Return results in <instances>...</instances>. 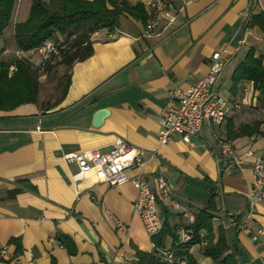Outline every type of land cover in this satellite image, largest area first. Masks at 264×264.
Segmentation results:
<instances>
[{
	"label": "crops",
	"instance_id": "obj_1",
	"mask_svg": "<svg viewBox=\"0 0 264 264\" xmlns=\"http://www.w3.org/2000/svg\"><path fill=\"white\" fill-rule=\"evenodd\" d=\"M168 1L176 12V28L143 37L137 21L120 17L114 37H104L108 29L100 31L91 39V55L72 63L63 95L64 75L55 101L38 95L34 103L0 109V264H50L52 259L56 264H119L123 255L136 264V250L154 251L133 210L134 186H110L92 174L74 181L76 166L63 158L67 152L107 150L116 138L137 149L145 161L140 169H130L129 176L141 173L154 190L157 177L166 180L169 193L158 196V208L178 237L212 195L217 208L213 241L226 216L246 212L251 165L255 157L264 163V135L248 134L241 127L258 125L263 131L264 90L254 89L249 80L232 89V75L250 49L264 66L263 34L255 26L237 32L248 0ZM30 3L16 0L0 39V61H10L6 56L12 52L11 60H32V50H19L13 37L14 25L27 18ZM260 10L264 0L253 7V12ZM218 50L228 57L218 82L228 103L224 122L203 125L191 143L175 135L158 146L159 119L174 103V91L202 77ZM100 108L109 114L93 127V114ZM217 138L229 140L240 155L250 153L243 170L216 160ZM254 208L245 230L233 224L223 227L239 264H264V240L257 234L264 229V205ZM59 234L72 240L74 254L59 243ZM11 239H19V253ZM172 245L168 237L156 255ZM201 251L199 243L187 249L196 264H213Z\"/></svg>",
	"mask_w": 264,
	"mask_h": 264
},
{
	"label": "trees",
	"instance_id": "obj_2",
	"mask_svg": "<svg viewBox=\"0 0 264 264\" xmlns=\"http://www.w3.org/2000/svg\"><path fill=\"white\" fill-rule=\"evenodd\" d=\"M16 0H0V39L3 31L9 24ZM120 17H129L137 21L144 29L148 16L143 5L139 2L129 3L128 0H31L27 18L14 25L13 37L16 47L21 51L33 50L48 40L66 45L68 48L63 53L60 62L68 68L63 74L65 79L62 95L69 84L70 68L73 62L80 61L91 55L90 34L98 29L107 28L113 31L118 25ZM245 27H257L264 37V11L252 12ZM232 75V89L241 80H249L256 90H264V66L260 58L254 56L252 49L245 53ZM14 70L10 72V66ZM52 66L46 65L50 71ZM37 70L32 68L31 62L26 58L0 61V109L9 110L20 104L34 103L39 95ZM264 126V123H263ZM248 134L264 135L259 126L241 127ZM158 204V200H157ZM217 211L214 195L205 208L199 209L186 230L191 234V239L185 243H178L175 228H171L165 218L164 212L160 214L162 226L160 231L152 235L154 251H135L136 264H196L195 260L187 253L190 245H202V254L210 257L213 264H239L236 251L231 250L226 242L223 227L218 230V237L213 241V219ZM61 243L70 254L75 253L72 240L59 234ZM173 241L172 253L174 261L168 263L156 255L157 249L164 247L166 239ZM16 246V253L21 251L19 239H11ZM50 264H56L52 259Z\"/></svg>",
	"mask_w": 264,
	"mask_h": 264
},
{
	"label": "built area",
	"instance_id": "obj_3",
	"mask_svg": "<svg viewBox=\"0 0 264 264\" xmlns=\"http://www.w3.org/2000/svg\"><path fill=\"white\" fill-rule=\"evenodd\" d=\"M138 1L143 5L148 16L146 27L142 31L143 37H151L158 35L162 30L176 28V12L168 0ZM257 1L248 0L237 32L245 27L244 25L249 20ZM104 29L92 32L90 40L93 36H98L99 32L104 31ZM117 32L115 28L113 32L109 31L107 34L109 37H114ZM67 48L66 45L52 40L44 42L31 52L33 55H37V58H32L30 61L32 68L41 73L47 64L52 65L56 61H60ZM227 61L228 57L225 50L214 51L206 73L187 89L174 91V103L163 110L159 119L158 146L168 143L175 135H179L185 143H191L192 137L201 133L203 125L212 126L224 122L228 113V103L219 91L218 82ZM216 141L218 147L216 160L218 162L223 161L226 167L234 166L243 170L244 157L250 153L240 155L227 139L217 138ZM140 155L141 153L128 145L126 141L116 138L107 150L95 147L83 151L67 152L63 158L76 166V171L72 175L74 181L92 174L97 181L105 182L110 186L130 182L136 189L133 210L140 217L147 235L151 237L157 234L162 226L157 204L158 196L164 195L166 197L169 193V187L162 176L156 178L154 190L141 173L133 176L128 175L130 169L143 167L145 161ZM251 166L252 188L248 196L246 212L239 217L226 216L223 227L233 224L240 231L245 230L251 224L254 207L258 204L264 205V163L259 157H255ZM257 234L264 240V229H259ZM177 239L178 243H185L191 239V234L188 230H182ZM172 252V250L168 252L160 250L158 256L166 262L172 263L174 261ZM119 264H129L128 257L123 255ZM179 264H183V262Z\"/></svg>",
	"mask_w": 264,
	"mask_h": 264
},
{
	"label": "rangeland",
	"instance_id": "obj_4",
	"mask_svg": "<svg viewBox=\"0 0 264 264\" xmlns=\"http://www.w3.org/2000/svg\"><path fill=\"white\" fill-rule=\"evenodd\" d=\"M109 31L104 32L105 38H110L108 36ZM14 54L13 52L10 53L8 56H6L7 59L11 60L13 58ZM32 58H37V55H32ZM52 69L50 71L46 70V67L44 70L37 72V80L39 83V95L40 98L43 100H48V102L55 101L62 90V81L61 78L63 74L67 73L68 69L67 67L62 64L60 61H56L52 65ZM10 72L14 69H9ZM44 74V76H43ZM43 76V77H42Z\"/></svg>",
	"mask_w": 264,
	"mask_h": 264
},
{
	"label": "water",
	"instance_id": "obj_5",
	"mask_svg": "<svg viewBox=\"0 0 264 264\" xmlns=\"http://www.w3.org/2000/svg\"><path fill=\"white\" fill-rule=\"evenodd\" d=\"M109 114V110L106 108H100L95 111L92 117V126L98 127L102 124L105 117H107Z\"/></svg>",
	"mask_w": 264,
	"mask_h": 264
}]
</instances>
